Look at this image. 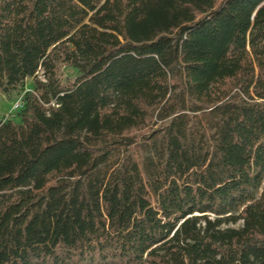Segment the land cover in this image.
<instances>
[{
	"label": "trees",
	"instance_id": "obj_1",
	"mask_svg": "<svg viewBox=\"0 0 264 264\" xmlns=\"http://www.w3.org/2000/svg\"><path fill=\"white\" fill-rule=\"evenodd\" d=\"M31 78L0 264H264V0H0V91Z\"/></svg>",
	"mask_w": 264,
	"mask_h": 264
},
{
	"label": "rangeland",
	"instance_id": "obj_2",
	"mask_svg": "<svg viewBox=\"0 0 264 264\" xmlns=\"http://www.w3.org/2000/svg\"><path fill=\"white\" fill-rule=\"evenodd\" d=\"M76 73L77 72L71 68L65 69L66 76H75ZM33 86L34 80L31 78L26 82L23 88L10 96H6L0 91V120L7 121L12 119L16 122L22 121L21 113L24 109V97L27 91L34 89ZM241 224L242 222H239L238 224L230 226L238 227Z\"/></svg>",
	"mask_w": 264,
	"mask_h": 264
}]
</instances>
